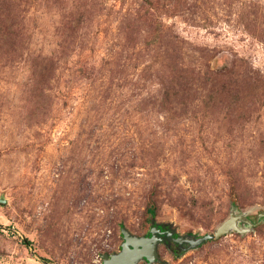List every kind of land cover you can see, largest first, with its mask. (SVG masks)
I'll return each mask as SVG.
<instances>
[{
  "label": "rangeland",
  "instance_id": "1",
  "mask_svg": "<svg viewBox=\"0 0 264 264\" xmlns=\"http://www.w3.org/2000/svg\"><path fill=\"white\" fill-rule=\"evenodd\" d=\"M233 217L137 264H264V0H0V264Z\"/></svg>",
  "mask_w": 264,
  "mask_h": 264
},
{
  "label": "water",
  "instance_id": "2",
  "mask_svg": "<svg viewBox=\"0 0 264 264\" xmlns=\"http://www.w3.org/2000/svg\"><path fill=\"white\" fill-rule=\"evenodd\" d=\"M239 219H241V217H233L226 221L216 233H208L199 238H189L181 235L175 236L174 231L166 232L158 226H153L149 234L145 236L132 235L126 228H123L122 235L124 242L121 251L111 255L103 254V264H137L141 260L153 263L158 259L157 245L163 241L164 238L162 235L165 233L172 237L173 241L176 243H189L191 246H199L209 239L226 234L231 228H237V221Z\"/></svg>",
  "mask_w": 264,
  "mask_h": 264
},
{
  "label": "trees",
  "instance_id": "3",
  "mask_svg": "<svg viewBox=\"0 0 264 264\" xmlns=\"http://www.w3.org/2000/svg\"><path fill=\"white\" fill-rule=\"evenodd\" d=\"M149 213L152 215V216H155V207L151 206L149 207ZM154 226H158L160 229H162L163 231H171L172 228L169 226V225H159V224H154ZM175 236H178V234H175ZM164 238L165 240L168 242V241H171L172 244H174L176 247L180 246L179 243H176L174 241H172V239H170L167 235H164ZM187 244V243H186Z\"/></svg>",
  "mask_w": 264,
  "mask_h": 264
},
{
  "label": "flooded vegetation",
  "instance_id": "4",
  "mask_svg": "<svg viewBox=\"0 0 264 264\" xmlns=\"http://www.w3.org/2000/svg\"><path fill=\"white\" fill-rule=\"evenodd\" d=\"M166 232H168V231H166ZM149 234V233H148ZM164 235H167L168 236V234L167 233H165ZM164 235H162L163 236V238H164ZM170 239H172V237H170V236H168ZM165 240V238L163 239V241ZM166 241V240H165ZM172 241H173V239H172ZM169 242V241H168ZM178 247H180V246H178Z\"/></svg>",
  "mask_w": 264,
  "mask_h": 264
},
{
  "label": "built area",
  "instance_id": "5",
  "mask_svg": "<svg viewBox=\"0 0 264 264\" xmlns=\"http://www.w3.org/2000/svg\"><path fill=\"white\" fill-rule=\"evenodd\" d=\"M98 259H99V261L103 260V258H102V257H100V258H98Z\"/></svg>",
  "mask_w": 264,
  "mask_h": 264
}]
</instances>
